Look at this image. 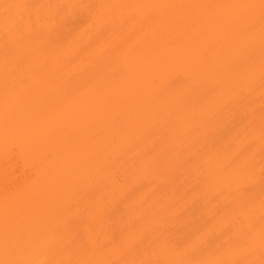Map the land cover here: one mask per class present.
<instances>
[{
  "label": "bare ground",
  "instance_id": "6f19581e",
  "mask_svg": "<svg viewBox=\"0 0 264 264\" xmlns=\"http://www.w3.org/2000/svg\"><path fill=\"white\" fill-rule=\"evenodd\" d=\"M14 3L84 7L20 36ZM259 4L0 0V259L7 207L9 258L33 264H261L260 9L147 7Z\"/></svg>",
  "mask_w": 264,
  "mask_h": 264
},
{
  "label": "snow or ice",
  "instance_id": "6c2138e0",
  "mask_svg": "<svg viewBox=\"0 0 264 264\" xmlns=\"http://www.w3.org/2000/svg\"><path fill=\"white\" fill-rule=\"evenodd\" d=\"M80 5L74 4H42V5H30L27 3H14L5 4L4 8V20L5 24L11 23V29L9 31L16 35L23 36L26 27H30L33 23L32 15L33 11L37 9H47L48 14L43 18L45 22H58L61 25H67L70 22H74L80 18V13L77 11ZM88 8H96L97 6L89 5ZM104 7V6H99ZM144 7V6H140ZM156 9H198V8H211V7H237V8H247L254 9L259 7L261 13V20L264 21V0H260L259 5H232V6H216V5H152L147 6ZM94 23H99L101 20L100 14H92L89 17ZM40 17H37L36 22H40ZM261 45L264 47V28L261 30ZM161 71L167 70L166 67H161ZM260 139L262 144H264V118L261 121L260 128ZM261 178L264 181V159L261 162ZM261 217H260V228H259V242L262 249H264V194L261 197ZM220 211L226 212L227 208L221 209ZM251 209L247 210V214L250 215ZM10 210L5 208V223H4V241H5V258L0 259V264H33L30 261H21L17 259L9 258V250L11 247L10 240ZM255 240V226L249 220L247 231L241 230L238 238L233 241L229 238V243H235L238 247H250ZM43 264V262H41ZM133 264H241L238 260H227V259H217V260H197V261H186V260H176V261H140L133 262ZM264 264V260L261 261Z\"/></svg>",
  "mask_w": 264,
  "mask_h": 264
}]
</instances>
